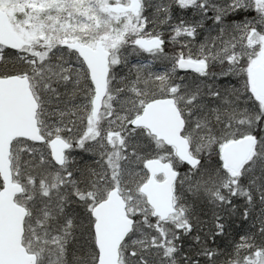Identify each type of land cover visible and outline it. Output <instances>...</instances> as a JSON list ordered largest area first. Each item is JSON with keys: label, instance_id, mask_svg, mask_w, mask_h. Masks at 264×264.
<instances>
[{"label": "snow or ice", "instance_id": "snow-or-ice-1", "mask_svg": "<svg viewBox=\"0 0 264 264\" xmlns=\"http://www.w3.org/2000/svg\"><path fill=\"white\" fill-rule=\"evenodd\" d=\"M0 264H264V0H0Z\"/></svg>", "mask_w": 264, "mask_h": 264}]
</instances>
